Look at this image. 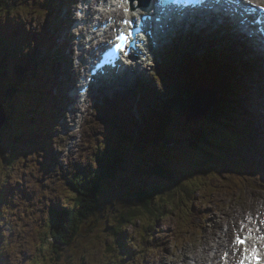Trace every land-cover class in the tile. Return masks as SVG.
<instances>
[{"label": "rangeland", "instance_id": "374dc122", "mask_svg": "<svg viewBox=\"0 0 264 264\" xmlns=\"http://www.w3.org/2000/svg\"><path fill=\"white\" fill-rule=\"evenodd\" d=\"M42 1L43 4H40V7L44 12L38 20L35 16L38 11L35 8L36 0H14L10 9H5L0 13V59L3 61L2 63L7 72L6 75H10L9 65L14 69L18 57L23 53V42L26 41L21 37L18 39L14 38L17 43L18 53H12L7 58L5 57L4 60L2 59L1 35L6 37L7 45L8 39L10 38L12 41L14 36L11 33L13 27L28 31L31 36L25 35L28 36L30 41L34 37L39 47L50 44L51 42L47 41L45 36H47L50 29L59 27L60 31L56 33L57 42L55 49L59 48L61 51L66 47L68 41H64L62 48L60 38L71 35L75 30V27L70 23L65 25V22L63 23L53 17H50L49 20L43 19L45 12L48 14L51 11L53 13L56 12L53 7L56 0H49V11L47 9V1ZM61 1L59 2L60 8L66 2H69L71 6L76 4L69 0ZM30 13L31 16H29ZM25 17L26 19L39 22V24L35 25L37 26L35 27L34 22L31 24L27 23V29L24 26V23H26ZM13 22L16 24H13ZM203 29L206 28L201 26L199 30ZM15 30L17 31L16 28ZM42 30L44 31L43 33ZM199 30L194 31L198 33ZM39 32L41 36H32V34L35 33L34 35H37ZM195 36L196 41L186 38L184 40L186 45L198 44V39L202 36L224 37L219 33H200ZM181 40L179 38L178 43H175L171 49L166 47L168 53L163 55L165 66L159 64L156 72L154 63L151 62L150 66H145L143 69L146 76L142 77L139 90L147 93L146 98H152L153 96L156 98L158 108L155 107L154 112L145 115L106 113L104 101L109 102V99L118 101L121 107L127 102L123 108L124 111L128 109V105L133 108L137 106L139 99H136L137 97L133 94V87H137L136 81L130 85H122L114 90V94L115 96L125 97L126 101L120 97L117 99L106 95L100 106L92 107L83 117V125L79 127L81 133L76 141L72 140V142L67 140L63 134L64 132H71V128L66 131L62 123L61 119L64 113L61 99H59V103L52 104L50 109H48L50 105L45 103L38 109L37 113L35 111L29 112L30 110L25 107L38 94H43L46 97L51 88L52 93L56 92V88L54 84L52 86L50 80L43 82L39 90L38 77L32 76V72L27 73L32 70V66H29L23 73V80H20L19 84L13 80L9 81V83H12L14 92L15 89L17 91L15 96L12 94L10 95L11 97L7 96L8 99L6 95L9 94L0 83V116L4 112V118L7 119V121H3V127L0 125V140L7 146V157L0 152V189L5 190V192L0 193V199H4L6 203L10 202V205L3 208V210L0 208V229L4 234V241L0 240V264H110L111 262H108L111 259L113 264H163L167 260H169L167 261L169 264H183L182 254H190L193 251L188 246L189 241L193 240L191 236L194 234L196 237L198 229H201V233L197 238L203 237V222L205 219H212L210 214L212 208L216 210L218 216L224 217L222 204H231L232 200L239 195H248L264 188V164L260 163V157L255 158V152L258 153V144L261 137L257 133L258 125L255 120V112L251 108L256 109L257 104L251 105L250 103L251 107L249 106L250 117H253V131L255 132L250 134L254 146L248 143L249 147L246 153L250 161L243 159L228 149L224 134L230 140L234 139V135L230 127L225 130L220 127L224 125L222 119L218 120L215 115H212L210 119L200 121L199 124L201 126L194 125L188 123L190 119H187L183 109L177 106L176 100H178L179 96L175 79L177 60L174 57L177 53V48L182 47V43L179 42ZM232 40V47L247 51L252 58L259 61L258 52L254 54L249 50L246 42L234 37H232ZM212 43L215 44L214 52L221 53L224 50L220 41H212ZM238 45L245 47H239ZM35 46V43L31 44L29 42L26 45V49ZM38 49H33V54L35 53L34 59H42L41 65L49 62L53 50L50 49L49 53L45 54L46 49H44V55H42L41 50L39 52ZM229 54H241V57L248 59L245 52L239 53L237 50H231ZM65 55L69 56L70 53L66 52ZM24 58L30 65V58L28 59L25 56ZM223 60L225 63L228 62L226 58H223ZM258 61L253 64L258 63ZM36 66L38 67L39 65L37 64ZM46 69L48 70V68ZM256 69H260V66H257ZM61 70L60 68L59 72ZM1 71L0 78L4 76ZM234 71L239 75L243 85L248 81L252 85L257 83L256 79L250 81L249 76L251 73H245V69V72L241 69L235 70V68ZM216 72L220 73L219 70ZM189 74L191 75L190 72ZM212 75L215 76L214 72H212ZM258 75L257 72H254L253 76L256 78ZM131 76L133 75L131 74ZM263 81L264 75L258 85L263 84ZM59 85H61V82ZM166 94H169V98H165ZM172 100L175 103L174 108L168 105V102H172ZM22 103L24 105L20 107ZM160 103L165 104V108L175 115L174 124L179 129V135L174 139V143L172 140L164 141V138H161L160 144H164L163 146L150 144L151 141L144 142L143 139L140 140L141 134H139L142 127L157 121V117L163 116L162 107L159 106ZM216 103L221 104L222 100L219 99ZM64 105L67 104L64 103ZM259 105L264 110V105ZM143 107H147V105H143ZM179 110H182V122L178 114ZM119 112H121L120 108ZM34 113H36L37 118L30 125L29 118H33ZM121 116L124 118V123L120 120ZM106 118L117 120L116 125L109 119L108 122L102 121ZM41 121H43V126L38 124ZM100 121L103 123H100ZM258 124L263 133L264 114L262 113H259ZM65 126L67 128L71 126V117L70 120L66 119ZM29 128L32 130L31 134L30 132L28 134L24 133ZM249 128H252L251 123H249ZM105 130L106 136L104 137L102 132ZM207 131L211 133L208 134ZM23 133L24 136H22ZM31 135L35 140L34 144L38 145V139L42 141L41 143L39 142L40 145L37 148L30 139ZM180 135H184L185 140L182 141L184 145H181ZM72 136L75 137L74 135ZM196 136L200 137L199 141L194 140ZM216 138L217 141H214ZM13 139L27 141L30 150L23 154L18 152ZM132 139L133 141L129 142ZM63 140L69 144L67 148H65L66 143ZM98 140H101V142L99 143ZM111 140L113 141V146L108 150L107 144H110ZM119 141H121V146L126 153L142 152L147 147L149 154L140 156L136 163H131L127 166L124 183H136L139 187L152 184L147 172L150 166L158 162L157 173L166 178L164 181L168 186L173 185L172 179L176 176L174 173L175 169L181 172L182 180L184 176L195 173V177L192 176L188 183L183 181L189 193L179 192V190L172 192L164 212L153 215L145 212L142 214L141 219L132 224H127L120 220L121 212L127 204V194L125 193L123 198L115 200L114 204H108L100 212V215L97 214L91 221L89 227L91 233H80L76 240L77 243L71 248L62 247L64 250L67 249V252L62 248L61 252H59L58 248L53 252L52 247L58 241L53 237L44 240L41 230L42 228H48L47 222L49 218L51 217L53 220L54 215L59 214V209L62 206L72 205L73 202L67 200L65 196V193L70 188L68 179L78 169L92 167V159L89 160V158L94 153L96 156H101L97 153L98 149L102 148L104 151L102 156L106 155L107 157L116 144L117 149H119ZM34 147L35 149H32ZM259 152L264 159L262 155V153L264 154V144H262V141L259 144ZM25 161L26 163H24ZM85 170L88 171V169ZM128 185H125V187L127 188ZM168 186L163 188L158 195V199L161 202L162 199L165 200ZM131 190L130 192H132ZM73 193L74 190L71 187L68 194L71 196ZM120 193L118 192L117 194ZM161 202L160 204H163ZM1 206L2 204L0 203ZM233 210L236 214L228 220L230 225L238 217L240 207L235 206ZM221 212L223 215H221ZM216 221L217 216L214 218L213 223L215 224ZM117 231H119V234H116ZM175 240H177V243H175ZM214 243L210 241L211 249L206 252L208 257H213L218 250V245L215 243V246ZM233 243L234 239L230 237V245ZM107 244L111 246L106 247ZM200 248L201 246H196L194 251ZM221 249L217 252L218 260L221 258L224 260V257L220 255ZM178 256L180 257L179 262ZM55 257H58L59 263L54 261Z\"/></svg>", "mask_w": 264, "mask_h": 264}, {"label": "bare ground", "instance_id": "6f19581e", "mask_svg": "<svg viewBox=\"0 0 264 264\" xmlns=\"http://www.w3.org/2000/svg\"><path fill=\"white\" fill-rule=\"evenodd\" d=\"M37 1L41 2V0H37ZM46 1H47V9L49 11L50 8L48 6H50V2L49 0H46ZM69 1L76 3V4L74 6H71L69 2H66L60 8L59 2H62V1L56 0L53 6L56 12L53 13L51 11L50 14L45 12V15L43 18V19L46 18L49 20L50 17H53L54 19L60 20L63 23L65 22V25L70 23L73 27H75V30L71 35H66L63 38H60L62 48H63L64 41L66 40L68 41L66 47L63 48V51H61L59 48L55 49L56 42H57L56 33L60 31L59 27H54L49 30L47 36H45V39L51 43L46 44L43 47H39L34 37L31 40L36 44L35 47L26 49V45L30 42L28 38L26 39L25 42H23V53H21V55L18 57L15 63V66H14V70L17 72H20V75H21L20 80H23L22 76L25 70L29 68V66H32V70H30L27 73L32 72L33 73L32 76L38 77L39 90L43 82L45 83L46 81L48 82L49 80H50V83H52V86L54 84L56 88L55 93H52V88H51V90L48 92L49 94H46V97L43 94L36 95L32 99V102H30L29 105L26 104L25 107H27L30 110L29 112L35 111L37 113L38 109L41 108V106H43L45 103H48L50 105L48 107V109H50L52 104L59 103V99H61L63 103V113H64V116L61 119L62 123L66 131H68L71 128V132H68V133L71 135H74L75 139H77L81 133V130L79 127L83 125V117L88 113V111L92 107L94 106L96 107L98 105L100 106V104L104 100L103 98L106 95L107 96L114 95V97H116L117 99H119L118 97H120L121 99H125V97L123 96H115V94L111 91V89L115 90L121 87L122 85H130L134 81H136L137 87L135 86L133 87L134 88L133 94L137 97L136 99H139V102L137 103V106L134 108L129 107L128 105L127 107L128 109L126 108L127 110H135L137 112L154 111L156 106H155V102L153 98H146L147 93L139 90V84H141L140 82L141 79L139 78V76H137L132 81L128 80L130 76L127 77L126 82L112 81L113 84L111 83L110 86L109 84H105L104 86L97 88L95 92L89 89L88 92L84 94V97H86V101L82 99L77 100V93L78 92L81 93L83 90L82 88L78 86V83H82V81L87 82L86 80L87 78L84 77V79L81 78L79 80L81 75L78 74L70 66L76 63L75 60H72L73 54L76 52L78 46H82L79 54H81L82 52L83 53L87 52L89 55L88 59L90 61L92 60L91 54H95L94 53L95 48L98 49L105 57H110L108 55L109 49H108L107 43L105 42V39L109 36V31L108 30L106 31V26L103 24V21L107 22V19L109 17H114L115 19H119L121 18V16L119 15V13L116 15L108 14V15H105V17L101 19V17L99 16V13L101 12V3L97 0H69ZM101 1L105 4L111 5V2L107 0H101ZM202 7L208 8L206 4H204V6ZM68 9L70 10L69 12H68ZM208 9L210 12L213 11V8L211 7ZM255 13L257 14V16H260L261 21L264 23V14L261 13L259 10H254V14ZM41 15H43V11L38 9V11L35 13L36 18L37 16H41ZM217 15L218 14L213 15L211 17V22L206 26V29L199 30L198 33H195L194 30H186L182 28L181 25L179 24L173 25L172 22L174 21H169V19L164 18L162 21V29H161L162 35L161 37L160 36L158 37V40H161L163 43L157 41L154 47L159 50L157 49H154V50L159 52V54L165 53L166 47H169L171 49L175 45V43L176 44L178 43V38L180 37L182 40L179 42L182 43V47L179 48V51L177 54V64H176V70H175L176 78L178 79L185 71H187V75L190 78H193V79L194 77L195 79L199 78L201 79L200 80L201 82H205L208 84L210 83V81H213L215 85V86H212L211 84L208 85L210 87L201 86L194 93L192 109L190 112H188L187 115H185L187 119H190L188 123L199 121L216 104L217 91H218L217 79L220 78L218 72L216 71L222 68H229L231 70V78L227 82H228V86H232V93L227 94L225 97L228 100L232 101L233 103L232 107L237 112V118H235V126H234V140H233L234 146L232 150L235 151V153H238L239 155L243 156L245 159L250 160L246 156V153L249 147L248 143H250L251 146H254L253 139L250 137V134L254 132L253 124H252L253 117H250V113H249L250 111L249 106L251 107V105L253 104H257L256 109H253V108L251 109L255 112V120H256V124L258 125L257 133H259V137H261L259 139V144L261 141H262V144H264V131L262 133V129L260 128L258 124L259 113L264 114V110L261 109L259 105V104L264 105V81H263V84L258 85L260 79L264 75V55H263L264 51H258V55H257L259 56L258 57L259 61H258L255 58H252L247 51H243V50L232 47L231 44H233V42H231L227 38L228 36L232 37L230 33L231 29L228 27H223L222 24H219L217 22L218 21ZM29 16H31V13L29 14ZM203 18L204 17L201 15L198 16V19H203ZM30 21L31 19H28V18L26 19V23L24 25L25 28H27L26 25L27 23L29 24ZM13 24H16V23L13 22ZM38 24L39 22H34V25H38ZM15 28L17 29V31L15 30ZM15 28L13 27V29L11 30V33L14 35L13 38L15 37V35H18L21 33H23L24 35L25 34L29 35V32L27 31L28 32L27 33L22 28H20V30L17 27ZM43 32L44 31L42 30V33ZM200 33H207V34L219 33L223 35L224 37L202 36L198 39V44L192 43L190 45H186V42L184 41L186 38L196 41L195 35L200 34ZM32 36L39 37L41 36V34L39 32L37 33V35L32 34ZM212 41L213 42L220 41L224 50L221 53L214 52L213 48L215 47V44L212 43ZM250 41H251L250 42L251 49L249 50L255 53L254 49L258 50L259 46L254 39H251ZM5 45H6V37L1 35V52H2L3 60L5 59V51H4V49L6 48ZM12 45H13V40H12ZM87 45H89V47H87ZM238 46L245 47V46H240V45ZM33 49L35 50L38 49L39 52L41 50L42 55H44V49H46L45 54H48L51 49L53 50L52 57L49 59V62L41 65L40 63L42 59L41 60L40 58L36 60L34 59L35 53L33 54ZM231 50H237L239 53L245 52L248 59H244L243 57H241L242 56L241 54L230 55L229 51ZM66 52L70 53L69 56L72 55L71 60L69 56L65 55ZM24 56L27 57L28 59L30 58V61H31L30 65H28ZM223 58L228 59V62L225 63ZM33 61H34V64H33ZM198 61L202 62V64L199 65ZM256 61H258V63L253 64ZM83 62L87 63L86 60H84ZM67 63H69L70 65ZM37 64L39 65L38 67L36 66ZM0 65H4V64L0 62ZM257 66H260V69H256ZM126 67H127V71L131 69V67L129 66H126ZM46 68H48V70ZM60 68L62 70L59 72ZM234 68L235 70L241 69L242 71H244L245 69L246 70V72L244 71L245 73H248V72L251 73L249 76L250 81H253L256 79L257 83L255 85H252L248 81L245 85H243L241 83L239 75L236 73V71H234ZM189 72L191 73V75L189 74ZM212 72H214L215 76L212 75ZM254 72H257V74H259L256 78H254L253 76ZM143 76L144 75H142V77ZM68 77H71L73 79L71 86H69L68 83L66 82V79H68ZM60 82H61V85H59ZM90 92H92V94H90ZM204 94L208 95V98L210 99V102L207 105H205L204 102L202 101ZM7 96L11 97L10 95H6L7 99H8ZM92 96H94L95 98H99L98 102L97 103L95 102L94 106L89 105V103L87 102V99L91 98ZM168 97H169V94H166L165 98H168ZM42 100L44 101L43 103H42ZM199 100L201 101L200 103H199ZM104 102H105V109L107 110L108 109L107 107H109V104L106 101ZM64 103L67 105H64ZM79 103L84 105V110L86 114L82 112V107L80 106ZM23 105L24 103H22L20 107ZM143 105H147V107H143ZM79 107H80V110H79ZM70 117H71V126L67 128V126H65V122H66V119L70 120ZM36 118H37V115L36 116L33 115V118L31 117L29 118V120L34 121L36 120ZM3 120H4V112L0 116V125H2V127H3V124H2ZM102 121L108 122V119L106 118V119H103ZM102 121H100V123H103ZM238 122L241 123V125ZM249 123H251V126H252L251 129L249 128ZM38 124L43 126V121L38 122ZM31 131L32 130L29 128V130L27 132L25 131L24 133L28 134L30 132L31 134ZM24 133L22 136H24ZM63 134H65V132ZM102 134L105 137L106 130L103 131ZM59 137L64 139L62 136H59ZM30 139L32 140L34 144L35 140L32 138V135ZM39 142L41 143L42 141L38 139L37 140L38 145L34 144L36 148L40 145ZM64 142L66 143L65 148H67L69 144L66 141ZM98 142L100 143L101 140H98ZM259 144H258V153L255 152V158L260 157V163L264 164V159L261 157L260 152H259ZM75 151H76V146H75ZM262 155L264 156L263 153ZM24 163H26V161ZM249 205L252 206L251 201H249ZM234 208H235V205H232L231 206L232 212L229 213L228 215L224 212V217L217 216L218 226H220L222 223V229H225L226 225L224 221L223 222L221 221V219L223 218L224 220H228V216L232 217L233 215H235L236 212H234L233 210ZM205 231L206 230L203 227V233L205 235V237L203 235L204 239L207 237L210 229L207 230L206 232ZM244 231H246L245 228H244ZM198 233L199 234L201 233V229H198ZM223 235L226 236L227 233L225 232ZM191 237H193L194 239L195 237L194 234ZM210 241H212L210 238H206L204 247L201 250H195L192 252L196 254L194 255L195 258L207 260L208 264H214L218 261V260H215L216 252H215V255L212 257L213 259H210L211 257H208L206 254V252L209 249H211ZM218 242L221 246L226 247L224 243L220 241ZM175 243H177V240H175ZM190 254H185L183 264H191L190 260L188 259V256ZM167 261H165L163 264H169Z\"/></svg>", "mask_w": 264, "mask_h": 264}, {"label": "trees", "instance_id": "16d2710c", "mask_svg": "<svg viewBox=\"0 0 264 264\" xmlns=\"http://www.w3.org/2000/svg\"><path fill=\"white\" fill-rule=\"evenodd\" d=\"M6 2L7 0H0V3ZM0 62L3 61L0 59ZM198 62L199 65L202 64V62ZM0 70H2L1 73L4 75L1 76L0 83L8 93V89L9 91L13 89V86L11 85L12 83H9V81L12 79L10 75H6L7 72L5 71L4 65H0ZM219 72L220 73L218 74L220 78L217 79V101L221 99L223 102L220 105L216 103L212 109L208 111L199 121L193 122L192 124L200 125V121L204 119H210L212 115H215L218 120L222 119L224 122V125L220 127L224 130L227 129V127H230L234 135L235 118H237V112L232 107V101L225 97L227 94L232 93V86H228L227 82L231 78V70L229 68H222L219 69ZM177 80L188 86V92L180 99L176 100L178 104L177 106H180L183 109L184 115H187L188 112L191 111L194 93L201 86L210 87L208 86L210 84L215 86L213 81H210L208 84L201 82V79L199 78H190L187 75V71H185ZM16 91L17 90H15V94ZM168 105L172 108L175 107L173 100L172 102L169 101ZM159 106L162 107L161 112L163 116L157 117V121H153L152 123L142 127L139 132V134H141L140 140L143 139L144 142L151 141L150 144L153 143L154 145L160 144L162 137L164 138V141L172 140V142H174V139L179 135V129H177L176 125L174 124L175 115H173L170 110L164 108L165 104L161 103ZM178 114L182 122V110H179ZM34 115L36 116V113H34ZM239 124L241 125V123ZM184 140V135H180L181 145H184L182 144V141ZM194 140L199 141L200 137L196 136ZM233 140H230L227 136L230 149H233ZM129 142H132V140ZM118 145L121 148L119 147V149H117L116 144L108 157L106 155H101L102 157L99 156L101 158L97 161V170L91 169L84 171L83 173L78 174L77 177L68 181L70 183L69 191L72 187L74 193L70 196V194H68L69 191H67L65 196L67 200H70L73 203L66 209H60L59 214L54 215L53 220L51 217L49 218L47 222V233L42 235L44 240L53 237L58 241V243L52 247L53 252H55L57 248L59 249V252H61L62 247H73L77 243L76 240L80 233H91L89 228L91 221L97 216V214L100 215V212L104 209V207L108 206V204H114L115 200L123 198V194L125 193L127 194V204L121 212L120 220L121 222H126L127 224H132L133 222L141 219L142 214L145 212L150 215L164 212L166 210V205L169 202V196H171L172 192L179 190V192L182 191L186 194L189 193L183 181L188 183L192 179V176L195 177V173L184 176L182 180L181 172L175 169L174 173L176 176L174 179H172L173 185L168 186L164 181L166 178L163 177V175L157 173V169L159 167L158 162H155L152 166H150V169L147 172L152 184L142 187L134 184L133 187H130V182L124 183L127 166L133 163V153H126L121 146V141H119ZM163 145L164 144H160V146ZM112 146L113 141L111 140L110 144H107L108 150H110ZM32 149H35V147ZM105 149L107 150V148ZM6 150L7 146L4 145L0 140V152L7 157ZM127 184L129 185L126 188L125 185ZM167 186L168 188L165 195V200L162 199L161 202L158 199V195L160 191ZM130 189H132L131 191L134 194L130 192ZM118 192L121 193L117 194ZM160 202L163 204H160ZM110 229L112 230V228ZM116 234H119V231H117ZM109 246L111 245L107 244L106 247ZM64 251L67 252V249ZM54 261L59 263L58 257H55ZM112 261L113 260L111 259L108 263L111 262L110 264H113Z\"/></svg>", "mask_w": 264, "mask_h": 264}, {"label": "snow or ice", "instance_id": "6c2138e0", "mask_svg": "<svg viewBox=\"0 0 264 264\" xmlns=\"http://www.w3.org/2000/svg\"><path fill=\"white\" fill-rule=\"evenodd\" d=\"M125 3L129 5V7H124V11L131 12L133 10L132 5L136 2V0H124ZM174 2H178V0H174ZM245 4L252 5L253 7H259L261 11H264V0H243ZM123 6V5H121ZM122 23L125 26H128L133 23L131 19H123ZM130 35V33L128 34ZM115 40L117 41L114 44V47L121 52H125L124 50V44L127 41V35L123 31H119L118 34L115 37ZM125 55L127 53L125 52ZM246 239H242L239 236L235 238V243L237 245H244L246 244ZM246 262H252V264H262V258L258 253V250L256 248H253L251 250V254L249 255L248 249H244V255L243 259L240 260V264H246Z\"/></svg>", "mask_w": 264, "mask_h": 264}, {"label": "water", "instance_id": "95a60500", "mask_svg": "<svg viewBox=\"0 0 264 264\" xmlns=\"http://www.w3.org/2000/svg\"><path fill=\"white\" fill-rule=\"evenodd\" d=\"M177 90L179 93L178 99H180L184 94L188 92V86L181 81L177 80ZM202 101L204 102L205 105H207L210 102V99L208 98V95L203 96ZM201 101L199 100V103ZM197 118V117H195ZM3 123V122H2Z\"/></svg>", "mask_w": 264, "mask_h": 264}]
</instances>
